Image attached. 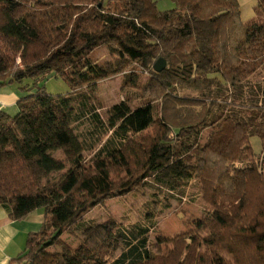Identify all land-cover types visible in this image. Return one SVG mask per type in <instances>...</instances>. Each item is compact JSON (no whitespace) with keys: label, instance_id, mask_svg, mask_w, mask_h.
Segmentation results:
<instances>
[{"label":"trees","instance_id":"trees-1","mask_svg":"<svg viewBox=\"0 0 264 264\" xmlns=\"http://www.w3.org/2000/svg\"><path fill=\"white\" fill-rule=\"evenodd\" d=\"M172 1L160 11L156 0H0V84L52 74L70 87H40L13 116L0 113V204L14 220L45 216L14 263L264 264V20L243 22L238 0ZM111 43L120 63L108 69L91 53ZM122 72V88L140 92L103 120L92 93ZM191 180L208 209L185 232L152 241V211L132 224L82 219L141 185L181 202ZM74 230L79 244L52 252Z\"/></svg>","mask_w":264,"mask_h":264},{"label":"rangeland","instance_id":"rangeland-1","mask_svg":"<svg viewBox=\"0 0 264 264\" xmlns=\"http://www.w3.org/2000/svg\"><path fill=\"white\" fill-rule=\"evenodd\" d=\"M238 3L240 6V18L243 22L264 20V11L257 6L255 0H238ZM156 4L160 11L175 7L172 0H156ZM116 50L117 47L113 43L105 44L96 48L91 53V57L100 63H104L106 68L113 69L119 67L120 63V61L115 60L111 55V52ZM124 62L125 60H122V63ZM136 68L140 69V67L137 66ZM124 72L98 82L92 93L93 102L96 105V111L103 120L106 119V115L111 107L118 103L126 93L129 92L137 95L140 92L138 89L131 90L127 87L122 88ZM140 75L139 83L143 85L148 77L147 74ZM257 75V77H264V70ZM20 87L23 89L25 95L35 93L40 87H44L46 92L55 95L67 94L70 92L68 84L61 77L53 76L52 74H46L45 77H39L37 79L25 78L20 83ZM179 93L180 95L196 94L193 90L183 88L179 89ZM145 100L148 99H135L132 102V107L141 104ZM153 103L154 117H157L160 113V102L153 101ZM91 130L92 125L89 121H84L75 126V131L81 135V138L89 136V131ZM104 139L105 137L103 140ZM250 143L254 154L258 156L261 151L259 138L257 136L251 137ZM84 155L88 160L91 157V153H88L87 151ZM55 156L56 158L64 159L60 151L56 152ZM65 166L68 168L69 164L65 162ZM61 173L62 172L50 177L40 178L42 183H45V181L54 180ZM154 193L155 190L148 186H137L126 196L105 200L103 204L89 209L82 219L92 220L95 223L114 219L121 224H132L146 220L148 211H150V214L152 211L151 215H153L152 217L155 221V227L151 231L150 238L153 241L157 236L165 237L185 232L192 225L193 221L204 216L205 211L208 209L206 203L201 198L200 190L195 180H191L187 189V195L181 202L176 200L165 201L161 196L154 195ZM83 237L84 233H79L75 230L71 233H64L59 243L52 249V252H59L65 247L74 249ZM118 253L119 252L117 251L116 254Z\"/></svg>","mask_w":264,"mask_h":264},{"label":"crops","instance_id":"crops-1","mask_svg":"<svg viewBox=\"0 0 264 264\" xmlns=\"http://www.w3.org/2000/svg\"><path fill=\"white\" fill-rule=\"evenodd\" d=\"M24 95L18 84H0V113L13 116L18 111L19 98ZM44 220L43 209H37L23 219L14 220L0 204V264H16L13 260L25 249L28 235L37 232Z\"/></svg>","mask_w":264,"mask_h":264},{"label":"water","instance_id":"water-1","mask_svg":"<svg viewBox=\"0 0 264 264\" xmlns=\"http://www.w3.org/2000/svg\"><path fill=\"white\" fill-rule=\"evenodd\" d=\"M165 66H166V61L163 58H158L153 64V69L156 72H160L165 68Z\"/></svg>","mask_w":264,"mask_h":264}]
</instances>
